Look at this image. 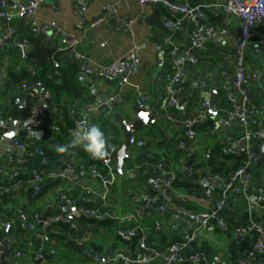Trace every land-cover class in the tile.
Returning a JSON list of instances; mask_svg holds the SVG:
<instances>
[{
  "label": "crops",
  "instance_id": "0c3cea01",
  "mask_svg": "<svg viewBox=\"0 0 264 264\" xmlns=\"http://www.w3.org/2000/svg\"><path fill=\"white\" fill-rule=\"evenodd\" d=\"M27 1L7 0L8 11L15 14L18 4ZM106 1L86 2L85 21L99 16ZM225 1L185 0L191 7H202L203 19L193 22L188 16L171 12L160 3L140 4L120 0L118 16L130 24L127 30H118L112 19H106L92 29L81 28L80 17L74 14L72 5H82L83 0H39L34 18L39 23H54L60 30L56 38L39 37L46 45L67 50L62 55L63 61H75L74 54H79L89 59L91 67L106 66L126 55L133 45H145L138 51L139 70L128 84L117 87L115 83L99 79L80 82L89 101L72 111L75 122L86 113L90 123L92 121V124L99 126L102 114L98 110L83 111L82 107L101 108L109 102L111 112L107 118L119 130L113 112H118L130 122L135 118L132 107L138 106V91L148 96L144 102L146 109L158 119L153 126H143L134 133V143L127 150L120 171L115 167V157L112 158L110 182L107 184L94 176L81 161L75 163L64 156L60 163L54 164V168L65 173L64 179H49L37 192L30 188L31 166L45 162L42 156L35 153V147L53 146V140L61 132L56 129L60 119L52 99H41L33 90L20 91V83L12 81L21 75L27 76L24 81L32 79L33 67L26 57V53L33 49L31 44L26 43V50L14 45L0 46V136L13 132L15 134L11 139L27 144L26 148L18 150L10 146L9 141L0 143V166L7 164V158L11 156L13 162L10 168L15 170L13 178H9L7 172L0 174V219L12 222L10 232L3 233V236L12 240L10 248L13 246L14 251L23 252L19 258L14 257L13 253L10 257L8 255V264H162V256L167 248L183 243V236L192 232H196L197 236L186 244L184 253L198 256L199 260L179 264H241L244 261L257 237L256 232L247 227L264 221V201H257V197L264 193V164L255 162L260 154L259 139L256 144L257 157L248 170L250 183L242 186L239 193L226 191L228 179L242 165L245 153L244 142L240 138L241 126L226 120L228 102L224 87L232 86V56L239 20L223 11ZM167 21H180L181 29L174 31L167 28ZM14 24L18 37L27 32L28 26L18 22V19H14ZM197 24L222 28L226 32L207 40L202 49H192L189 34ZM6 34V24L0 20V41ZM62 38L66 44L62 43ZM173 47L192 54L196 62L185 64L187 78L176 86V96L183 110L168 108L163 113L158 112V97L173 71L170 54ZM244 64L251 99L263 110L257 127L264 133V50L256 55L252 47L247 48ZM205 68L217 77L215 112L211 113L210 108L208 119L193 124L191 129L194 134L189 137L185 134L182 121L200 109L206 94L210 103L213 95L211 78L201 75ZM17 95L23 100V109H18L14 103ZM41 113L46 116L43 123L32 132L26 131V127ZM215 121L221 124L218 133L213 132ZM119 133L116 148L123 141L120 130ZM231 142L237 143L235 153L224 151ZM158 162L174 175L172 183L160 191L146 183V177ZM69 163L73 166L71 172L66 166ZM97 167L105 166L101 162ZM105 170L108 171L107 168ZM68 173L74 175L69 176ZM202 178L215 181L210 197L202 193L199 185ZM15 182L23 184V187L12 190ZM223 196L225 203L221 214L225 229L215 222L199 226L187 218L189 214L215 208ZM83 197H88L90 202H81ZM149 199L153 201L149 202ZM72 201L76 203L73 205ZM99 205H103L108 213L105 219L76 214L77 228L74 230L66 223L52 225L48 234L53 241L55 254L45 253L43 259H35L36 244L29 247L32 236L20 226L19 212L48 217L63 206L76 210ZM118 228H136V236L124 239L116 234ZM141 240L144 248L139 246ZM145 255L150 257V261L139 263L138 260ZM246 263L264 264V255Z\"/></svg>",
  "mask_w": 264,
  "mask_h": 264
},
{
  "label": "built area",
  "instance_id": "2783aa9c",
  "mask_svg": "<svg viewBox=\"0 0 264 264\" xmlns=\"http://www.w3.org/2000/svg\"><path fill=\"white\" fill-rule=\"evenodd\" d=\"M41 1V0H40ZM89 0H83L82 5L73 4L72 10L74 14L80 17L81 28H95L106 19H112L114 21L115 28L118 30H127L129 22L123 20L118 16L119 1L120 0H107L103 7V12L95 19L85 21L83 14L87 10L86 2ZM124 1H136L140 4H156L160 3L164 7L168 8L171 12L184 14L189 17L193 22L201 21L203 19V11L200 5L189 6L185 0L181 2H168L166 0H124ZM39 5V0H29L24 3H19L15 14H11L7 8V0H0V20L6 24L7 34L0 41V46L14 45L17 47H24L27 43L25 38L18 37V30L14 24V19H18V22L28 26L29 30L35 35L49 36L50 38H56L60 34V30L54 23H39L35 18L34 14ZM222 9L225 13L233 15L239 20V28L235 34V48L233 53V73H232V86L231 88L224 87L225 98L228 102V108L226 109V120L228 122H236L241 126V140L244 142V153L245 158L241 166L236 168L230 175L226 191L233 190L235 193H239L242 186H247L251 181V174L249 169L253 166L255 158L257 157L256 144L260 138H264V133L257 127L258 120L263 114L261 106L255 104L250 96V86L247 85V71L244 64V55L247 48L252 47L253 52L257 55L264 50V0H226L222 5ZM141 19L140 16L137 17ZM167 28L171 30H180V21H167ZM225 29H216L213 26H205L203 24H197L195 28L189 34V45L192 49L200 50L205 46L207 40L216 36L224 34ZM62 43L66 44V40L62 38ZM145 45L135 44L131 50L121 58L115 60L106 66H90V61L87 57L74 54V59L78 67L77 80L79 82L87 81L88 79H99L105 82L115 83L117 87H123L128 84L130 79L133 78L138 70L140 59L138 57V51ZM173 61V71L165 81L162 88L161 94L158 97V112L165 113L168 108H175L178 111L183 110V106L180 104L176 96V86L187 78V72L185 71L186 63H195L196 58L188 53L182 52L178 48L173 47L170 51ZM229 57V56H227ZM20 91L33 90L36 94L44 100H51L52 95L44 85L34 79L23 81L19 84ZM138 106L146 107L144 102L148 99L146 93L138 91ZM14 103L18 109L24 108L23 100L20 95L14 98ZM100 107V106H99ZM97 107H82L83 111H99L103 116L108 117L111 112V106L109 102L102 105L101 108ZM210 111V100L209 95L206 94L203 101L200 104V109L191 117L185 118L182 121L185 129V134L192 137L194 132L191 127L195 123L204 122L209 118ZM88 114L83 113L76 123L86 122L91 125ZM46 119L44 114L39 116L26 127V131L32 132L39 127ZM60 119V117H59ZM71 128L68 130V135L72 137V133L75 130ZM59 130V126L56 128ZM221 129V124L218 121L214 122L213 132L218 133ZM3 137L0 136V141ZM10 146L15 149L22 150L27 147V144L16 139L9 140ZM231 153L237 151V143L231 142V144L224 149ZM35 153L42 156L43 151L40 146L35 147ZM112 158L106 156L102 160V164L105 167H97L95 165H89L88 170L94 175L102 179L103 183L107 184L110 182V167ZM13 158L8 156L7 164L0 166V174L7 172L9 178H13L15 170L11 167ZM67 170L73 171L72 164H67ZM105 168L108 169L105 170ZM31 179L29 181L30 188L37 192L41 186L49 179H64L65 173L56 169L49 168L42 171H38L33 168L30 169ZM174 179L173 173L169 172L165 166L158 162L154 164L151 173L146 177V183H148L154 190L160 191L165 187H168ZM199 185L202 189V193L206 197H210L213 194L215 188L214 179L202 178L199 181ZM23 187V184L15 182L12 190H18ZM83 203H89L88 197H83L80 200ZM153 200L149 199V202ZM257 201H264V193L257 197ZM76 202L72 201L74 205ZM225 203V196L220 198L215 208L194 214H189L187 218L198 224L204 226L209 222H215L220 228L225 229V222L222 217V210ZM163 209V206L159 207ZM78 214L83 217L105 219L108 216L106 209L103 205H99L95 208H83L80 207L76 210H70L65 206L61 207L58 212L48 216L41 217L37 213L19 212L17 217L20 226L32 236L29 247H35V259L41 260L45 253L49 255L55 254L54 244L48 234V229L57 223H66L69 227L74 230L77 228L75 222V215ZM0 228L7 234L12 228V222L10 220L4 221L0 219ZM248 230L256 232L257 237L253 244L252 249L245 256L244 261L241 264H247L246 262L252 261L257 256L264 255V221L259 224H250L247 227ZM136 228H118L115 232L118 236L124 239H130L136 236ZM197 233L192 232L186 233L183 238L184 242L181 244H172L167 248L166 253L162 256V264H179L183 262L196 263L199 258L195 255L187 256L184 253L186 244L196 238ZM139 246L144 248V242L141 240ZM14 257L19 258L23 256V252L17 250L14 252ZM111 260L114 258H110ZM150 261V257L143 256L139 263H147Z\"/></svg>",
  "mask_w": 264,
  "mask_h": 264
},
{
  "label": "trees",
  "instance_id": "16d2710c",
  "mask_svg": "<svg viewBox=\"0 0 264 264\" xmlns=\"http://www.w3.org/2000/svg\"><path fill=\"white\" fill-rule=\"evenodd\" d=\"M20 38H25L33 47L32 50L26 53V57L33 67L31 78L40 81L44 87L50 91L53 106L57 109L58 116L60 117L58 125L61 132H59L53 140V146H41L43 151L42 157L45 159V162L36 163L31 166L30 169L35 168L38 171H42L54 168V164L60 163L64 156H68L75 163L81 161L85 167L89 165H100L103 159L93 158L89 153L84 151L82 147L70 149L69 152L65 154H59L55 151L56 146L65 145L72 139V137L68 135V130L76 126L72 118V111H75L89 101V98H86L84 95L85 87L77 80L79 70L76 62L63 61L62 55L65 54L67 50L44 44L41 38L32 33L29 28L26 33H21ZM26 78L27 76L25 75L16 76L12 81L14 83H21ZM99 121V127L104 132L106 141L112 148H116L119 144V130L111 123L109 118L103 115H100ZM107 156L114 158V156L109 153H107ZM3 233V231H0V240L4 237ZM14 252L12 246L10 248L9 257L12 253L14 255Z\"/></svg>",
  "mask_w": 264,
  "mask_h": 264
},
{
  "label": "water",
  "instance_id": "95a60500",
  "mask_svg": "<svg viewBox=\"0 0 264 264\" xmlns=\"http://www.w3.org/2000/svg\"><path fill=\"white\" fill-rule=\"evenodd\" d=\"M9 1V0H8ZM24 49H27V46H24ZM203 77L209 76L211 78V87L213 89V95L211 98L210 108L211 113H214L215 110V103L218 98L217 93V77L215 73L209 72L207 68H205L201 72ZM204 81V79H203ZM133 114L135 116L134 120L127 122L126 119L121 117L118 112H113L112 116L114 118V121L118 124L119 130L122 132L123 135V141L119 148H112L110 144L106 141V151L107 153L113 155L116 159L115 167L118 171L121 170L123 161L127 156V150L133 145L134 143V133L138 130H140L143 126H153L154 122L158 119L156 116H151L149 111L144 107L134 106L132 107ZM15 133L8 132L3 137L2 141L0 143H5L9 141ZM261 145L259 147L260 154L256 158V163H262L264 164V138H260ZM42 161H45L43 159ZM69 176H72L74 174H69ZM165 194L167 192L164 191ZM12 243V240L8 237H3L0 240V264H8V255L10 252V245Z\"/></svg>",
  "mask_w": 264,
  "mask_h": 264
},
{
  "label": "clouds",
  "instance_id": "9594fccd",
  "mask_svg": "<svg viewBox=\"0 0 264 264\" xmlns=\"http://www.w3.org/2000/svg\"><path fill=\"white\" fill-rule=\"evenodd\" d=\"M106 137L98 125L79 122L72 133V139L65 145H58L55 151L59 154L68 153L70 149L82 147L93 158L103 159L107 156Z\"/></svg>",
  "mask_w": 264,
  "mask_h": 264
}]
</instances>
